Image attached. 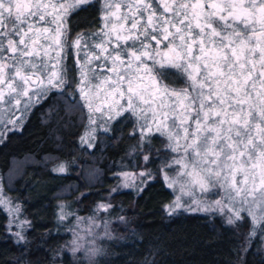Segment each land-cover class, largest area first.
I'll list each match as a JSON object with an SVG mask.
<instances>
[{
    "label": "snow or ice",
    "instance_id": "6c2138e0",
    "mask_svg": "<svg viewBox=\"0 0 264 264\" xmlns=\"http://www.w3.org/2000/svg\"><path fill=\"white\" fill-rule=\"evenodd\" d=\"M89 7L99 24L72 36L69 16ZM60 97L87 122L81 143L89 148L98 130L133 118V152L144 164L162 154L160 173L181 194L165 206L169 215L214 212L233 231L247 224L241 255L264 245V0H0V116L8 114L0 143L21 116ZM118 175L138 192L153 179L146 167ZM3 208L19 212L0 185ZM66 217L76 219L61 207L59 219ZM109 224L95 212L70 220L69 252L99 264L92 258L102 253L101 235L111 236ZM20 228L17 242L26 239Z\"/></svg>",
    "mask_w": 264,
    "mask_h": 264
},
{
    "label": "trees",
    "instance_id": "16d2710c",
    "mask_svg": "<svg viewBox=\"0 0 264 264\" xmlns=\"http://www.w3.org/2000/svg\"><path fill=\"white\" fill-rule=\"evenodd\" d=\"M79 13L68 24L72 36L93 28L84 27L90 18ZM66 65L68 76L76 75L75 62L69 58ZM169 80L181 83L175 75ZM62 98L33 107L22 126L0 143V178L28 219L26 239L17 242L8 231L7 213L0 210V264H74L66 250L74 220L59 219L61 207L73 215L88 214L101 203L112 205L108 212L102 209L111 219L112 235L102 243L99 264H264V245L240 254L247 224L233 231L214 213L180 209L168 214L165 206L175 195L159 172L164 159L160 153L153 152L148 161L154 178L142 192L112 191L121 166L131 169L132 157L141 163L133 152V118L121 117L123 122L117 120L108 133L98 130L94 146L88 148L81 143L86 121L69 115ZM153 146L161 148V141L154 140ZM28 158L33 162L9 180L14 162ZM55 161H65L66 172L54 171Z\"/></svg>",
    "mask_w": 264,
    "mask_h": 264
},
{
    "label": "rangeland",
    "instance_id": "374dc122",
    "mask_svg": "<svg viewBox=\"0 0 264 264\" xmlns=\"http://www.w3.org/2000/svg\"><path fill=\"white\" fill-rule=\"evenodd\" d=\"M69 22H70V16H69V18H68V24H69ZM68 27H69V26H68ZM69 29H70V28H69ZM74 36H75V35H74ZM69 58L71 59V61H72V60L74 61L73 56H72V55H69V56L67 57L65 63L67 62V60H68ZM75 65H76V63H75ZM66 70H67V69H66ZM77 70H78V69H77V65H76V70H75L76 74H77ZM62 100H63V98H62ZM49 111H51V110H49ZM67 113H68L69 115H71V114H78V113H75V112H73V111L70 110V105H69V107H67ZM17 114H18V113H17ZM26 115H27V114H26ZM26 115L21 116L20 119L23 121V120L25 119V116H26ZM77 117L80 118V117H79V114L77 115ZM7 119H8V114H7V113H3V115L0 116V120H7ZM18 123H19V121H18ZM86 123H87V122H86ZM86 125H87V124H86ZM9 127H11V126H9ZM93 127H95V125H93ZM17 130H18V129H17ZM15 131H16V130H15ZM11 132H13V131H9V132H7L6 135H5V137H6L8 134H10ZM84 133H85V132H84ZM83 135H84V134H83ZM91 143L94 144V143H95V139L92 140ZM83 144L87 146V143H83ZM87 147H88V146H87ZM88 148H89V147H88ZM135 159H136L135 157H132V160H133L132 163H133V165H132V168H131V169H129V166H128V168H127L125 165H123V166H121L122 168H121L119 171H117V174H116V181H115V185H114V187L112 188V191H113V189H117V190H122V189H135V190H136L135 185H132V184H129V186H120L124 178H123L121 175H118V174H120V173H122V172L134 173V172H137V171H139V170H141V169H143V168L146 167V168H148V169L151 171V173H152V175H153V178H154V172L152 171V169H151V167H150V164H149V163L144 164V163H142V161H141V163H139V162H137ZM32 162H33V159H31V158H28V159H25V160L15 161L14 164H13L12 170H11V172L9 173V174H10V175H9V180H10V179H13V178H16L18 175H20L21 172H22V169H23L27 164H31ZM61 165H63V166H64V169H65V171H63V172H66L67 166H66V162H65V161H55V162L53 163V165H52V166H53L52 168H53V169H57V168H59V166H61ZM136 166H137V168L134 169ZM168 171L171 172V169H169ZM57 172H59V171H57ZM63 172H60V173H63ZM91 172H93V171H91ZM159 172H160V171H159ZM161 177L163 178L162 175H161ZM163 179H164V178H163ZM151 180H152V179H151ZM164 181H165V183H166V180H165V179H164ZM3 183H4V182H2V179L0 178V185L3 186V193H4L5 198L11 200V201L13 202L14 205H18V206H19V212L9 211L8 208H3V209L5 210V212L7 213V215H8V231H9V233H10V234H11V235L17 240V238H16V236L14 235V233L17 232V231H21L20 225L22 224V225H23V231H22V234L25 235V232H26V230H27V228H28V219H27L26 216L24 215L20 203L17 202V201H15V200L10 196V194H9V192H8V190H7V187H6ZM138 183H139V181L137 180V181H136V184H138ZM166 184H167V183H166ZM171 189H172V188H171ZM117 190H116V191H117ZM172 190H173V192H174L175 198H176L177 196H180V195H181V194L179 193L178 190H174V189H172ZM175 198H174V199H175ZM188 199H189V196H188V195H182V196H181V202H184V201H186V200H188ZM177 210H180V209H177ZM94 212H95V214H96L97 217H104V219L109 220V222H110L109 226H110V230H111V219L108 218V217L103 213V210H102V209H99V210H98V207H97L93 212L88 213V214H79V213H75L74 216L76 217V219L73 221V224H75L78 220H85V219L91 218ZM197 212H204V211H197ZM206 213H214V212H206ZM214 214H216V213H214ZM88 226H89V225H87V224H83V223L80 224V228H81V229H84V228H86V227H88ZM82 234H83V233H82ZM111 235H112V230H111ZM110 237H111V236H110ZM110 237H105V236H103V234H102V235H101V239H99V240L96 242V243H97V246L100 247V248L102 249V243H103L104 241H106L107 239H109ZM72 238H73V232L70 230V240H69V242H68L67 245H66V250H67L68 253L70 254V258H71V260L74 262V264H90V261H89L88 257H86V256H81V255H79V254L72 255V254L69 252V249H68L67 246L70 244ZM97 257H98V256H95V257H93L92 259H93L94 261H96Z\"/></svg>",
    "mask_w": 264,
    "mask_h": 264
},
{
    "label": "flooded vegetation",
    "instance_id": "af4514ba",
    "mask_svg": "<svg viewBox=\"0 0 264 264\" xmlns=\"http://www.w3.org/2000/svg\"><path fill=\"white\" fill-rule=\"evenodd\" d=\"M85 15H88L90 20L87 21V24L84 26L86 29L91 25H93L92 31L95 30V27L99 24V18H98V13L97 10L94 7H89L87 11H83ZM72 15H70V22L72 20ZM80 15V13L77 14V16ZM74 17V16H73ZM92 22V23H91Z\"/></svg>",
    "mask_w": 264,
    "mask_h": 264
}]
</instances>
